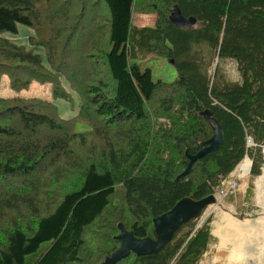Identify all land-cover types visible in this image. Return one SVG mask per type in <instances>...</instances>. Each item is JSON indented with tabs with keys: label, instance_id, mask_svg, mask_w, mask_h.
I'll return each instance as SVG.
<instances>
[{
	"label": "trees",
	"instance_id": "trees-1",
	"mask_svg": "<svg viewBox=\"0 0 264 264\" xmlns=\"http://www.w3.org/2000/svg\"><path fill=\"white\" fill-rule=\"evenodd\" d=\"M174 8L195 23L176 26ZM142 9L153 26L133 24ZM18 24L34 32L26 45L14 38ZM201 44L236 61L241 81H211L193 48ZM149 55L171 62L176 78L153 80L138 62ZM3 76L14 94H0V264H102L119 225L154 237L155 217L216 192L245 156L259 174L264 0H0ZM32 83L71 108L77 95L76 114L61 118L51 99L19 94ZM206 109L222 143L181 176L213 135ZM214 241L190 220L157 253L115 264H201Z\"/></svg>",
	"mask_w": 264,
	"mask_h": 264
},
{
	"label": "rangeland",
	"instance_id": "rangeland-1",
	"mask_svg": "<svg viewBox=\"0 0 264 264\" xmlns=\"http://www.w3.org/2000/svg\"><path fill=\"white\" fill-rule=\"evenodd\" d=\"M142 11L143 9L141 11L136 10L133 16V24L135 26H153L155 21L154 13ZM17 28L18 33L14 38L17 39V42L19 41V43L26 45L28 36L34 33L33 30L22 24H18ZM193 48L195 52H198V56L201 58L205 71L211 81L216 80L219 83L241 81V74L238 70L236 61L230 58H218L216 52L206 44L194 46ZM40 52L42 51L40 50ZM138 62L141 68L149 67L151 69L153 80L160 79L165 82H170L177 76L174 65L164 57L149 55L143 61L138 60ZM0 94L4 96H11L14 94V92L8 88L7 78L5 76L1 79ZM19 94L26 97L36 96L52 100L51 88L47 84L32 83ZM73 97L75 101V106L73 108L62 98L52 100L61 118L68 119L76 114V106L79 99L75 94ZM86 129L87 125L85 123H77V131H85ZM247 145L250 147L256 146L250 137L247 138ZM260 154L262 155V160L258 175L253 176L250 170L247 173L242 172L240 165L245 159H248L249 162L251 161L250 169L252 165L251 158L248 155L245 156L225 180L221 179L223 187H221L220 190L217 188V191L213 193L216 197V202L206 207L200 217L192 220L194 227L206 223L215 237V241L210 249L204 252L201 264H248L244 260L240 262H229L228 258L234 251L232 249V242L228 240L226 235L230 234L233 229L232 221L237 223L261 219V221H264V204L257 200V188L255 184L264 166V143L261 145ZM229 217L232 221H228L227 218ZM187 229L188 227H185L184 231ZM220 231H222V234ZM261 234L264 236V228H260L258 231H254L251 234H246V232H244L239 240L243 238L248 240L255 235L254 239L256 244H254L262 246V240H260Z\"/></svg>",
	"mask_w": 264,
	"mask_h": 264
},
{
	"label": "water",
	"instance_id": "water-1",
	"mask_svg": "<svg viewBox=\"0 0 264 264\" xmlns=\"http://www.w3.org/2000/svg\"><path fill=\"white\" fill-rule=\"evenodd\" d=\"M169 19L176 26H191L195 23L194 17H184L178 8L170 13ZM204 117L213 125V135L202 143L201 148L194 154H188V164L185 170L180 174L186 175L192 164L203 155L213 151L222 143V129L220 123L213 117L209 109L203 111ZM251 163V161H250ZM221 186L218 187V190ZM216 202L213 193L200 198L183 197L178 200L174 206L163 214L152 220L154 237H136L132 231L119 225V233L116 238L119 240V246L104 258L102 264H115L117 261L127 257L130 253L136 255L154 254L160 251L174 236L176 231L190 220L201 216L206 207Z\"/></svg>",
	"mask_w": 264,
	"mask_h": 264
},
{
	"label": "bare ground",
	"instance_id": "bare-ground-1",
	"mask_svg": "<svg viewBox=\"0 0 264 264\" xmlns=\"http://www.w3.org/2000/svg\"><path fill=\"white\" fill-rule=\"evenodd\" d=\"M240 168L242 172L247 173L250 170L249 160L245 159ZM255 184L257 188V200L260 203L264 204V166L262 169V173L256 179ZM227 219L228 221H232L230 217ZM261 220L246 221L244 223H237L235 221H232L233 229L230 234L226 235L228 240L232 242V249L234 251L228 258L229 262H240L241 260H244L248 264H264V236L262 234L260 236V240H262V246L255 245L256 242L254 236L256 234L248 240H245V238L239 240L243 236L244 232H246V234H251L254 231H258L260 228H264V221ZM222 231H220L221 234Z\"/></svg>",
	"mask_w": 264,
	"mask_h": 264
}]
</instances>
